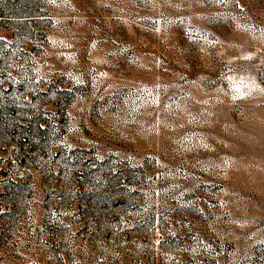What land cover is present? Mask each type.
I'll list each match as a JSON object with an SVG mask.
<instances>
[{
	"label": "rangeland",
	"instance_id": "obj_1",
	"mask_svg": "<svg viewBox=\"0 0 264 264\" xmlns=\"http://www.w3.org/2000/svg\"><path fill=\"white\" fill-rule=\"evenodd\" d=\"M0 264H264V0H0Z\"/></svg>",
	"mask_w": 264,
	"mask_h": 264
}]
</instances>
